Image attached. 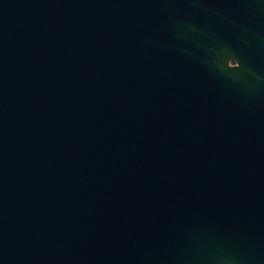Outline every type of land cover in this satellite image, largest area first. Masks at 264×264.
Segmentation results:
<instances>
[{"label": "water", "instance_id": "obj_1", "mask_svg": "<svg viewBox=\"0 0 264 264\" xmlns=\"http://www.w3.org/2000/svg\"><path fill=\"white\" fill-rule=\"evenodd\" d=\"M0 264H264V0H0Z\"/></svg>", "mask_w": 264, "mask_h": 264}]
</instances>
